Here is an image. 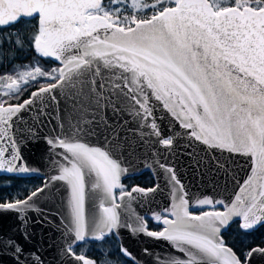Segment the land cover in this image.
Instances as JSON below:
<instances>
[{"label":"snow or ice","instance_id":"snow-or-ice-1","mask_svg":"<svg viewBox=\"0 0 264 264\" xmlns=\"http://www.w3.org/2000/svg\"><path fill=\"white\" fill-rule=\"evenodd\" d=\"M22 23L32 24L27 35L5 31ZM6 44L27 46L36 56L32 66L11 65L14 75H0L11 81L0 95V173L40 175L22 155L24 143L37 138L25 114L36 111L39 122L50 103H60L58 93L76 118L73 123L71 113L61 118L57 112L55 129L44 137L49 171L42 183L0 195V213H15L20 225L19 236L0 233V264H46L26 243L32 240L29 211L61 231L60 264H115L103 245L121 229L170 245L174 251L165 256L143 249L153 264H252L264 257V246L245 251L223 237L232 223L245 235L264 227V0H0V57ZM37 57L56 66L45 69ZM158 105L182 133L161 132ZM106 106L114 113L129 110L141 141L155 137L168 151L183 135L205 151L227 154L211 157L218 171L227 174L228 159L242 156L251 174L229 198L196 196L172 166L154 157L145 166L156 182L126 185L123 125L112 127L101 117L109 135L101 133L100 146L87 142ZM161 177L169 202L153 211ZM57 195L63 213L37 208ZM144 206L147 218L137 212ZM89 245L97 246V256L87 254ZM117 252L138 264L123 244Z\"/></svg>","mask_w":264,"mask_h":264},{"label":"water","instance_id":"water-1","mask_svg":"<svg viewBox=\"0 0 264 264\" xmlns=\"http://www.w3.org/2000/svg\"><path fill=\"white\" fill-rule=\"evenodd\" d=\"M57 96L60 99V103L58 105L50 103L46 109L47 115L41 116L39 122L33 119L38 114L36 111L24 115L25 125L36 128L37 138L35 140H27L24 143L22 155L30 167L40 170V175L19 174L14 176L27 179H41V175L49 171V151L44 137L55 129L57 112H59L61 118H65L71 113L73 123H75L76 114L72 113L71 105L59 97L58 93ZM156 115L158 117L157 123L163 134L171 135L173 132L182 133L184 131L179 128L178 124L174 128L170 127L171 117L167 114V110L161 112L159 105L156 109ZM101 117L107 120L108 124L112 127L123 125L120 159L123 161V166L127 167L129 171L126 176L121 178V181L128 178L140 177L144 173L149 172L154 182H156L153 169L145 166L146 163H151L155 157L160 159L162 163L172 166L177 171L182 182L187 185L190 193H194L196 196L218 194L217 198H229L236 189L237 182L242 183L251 174V162L248 158L242 156L228 159V163L226 164L228 168L227 174L223 171H218L214 163H210V161L212 156L220 157L219 152L205 151V145L200 142L190 141L188 137L183 135L176 137L174 146L168 151H165L164 146L155 143V137L146 138L148 142L141 141L139 135L136 133L137 123L130 114V111L121 110L114 113L111 107L107 106L97 114L96 122L93 125L97 129L96 134L87 139L90 145H102L104 135H109V130L101 122ZM49 120L51 123H49ZM226 157L227 154L220 158L225 159ZM197 161H199V164H197ZM153 168L159 173V169L155 165H153ZM11 175L0 173V176ZM160 183L162 191L158 192L154 197L151 205L153 211L166 207L169 202V192L164 188L162 177ZM62 200L63 197L60 195H57L54 202L51 200H41L37 203V208L45 210L54 209L57 212L63 213L65 206ZM137 212L140 215H144L145 218L150 215L148 206L137 207ZM28 217L27 230L32 234V240L26 242L28 247L32 248L35 246L46 264H60L58 253L62 246L61 231L54 224L39 223L38 221L42 217L37 211H29ZM19 229L20 225L16 220L15 213H0V233L9 236H19ZM118 240L120 244H123L132 252L137 258L138 264H153V257L147 256L143 252L145 247H148L153 254L158 256L170 255L174 251L166 241H157L143 234L134 235L129 229H121ZM252 264H264V257L255 256Z\"/></svg>","mask_w":264,"mask_h":264},{"label":"trees","instance_id":"trees-1","mask_svg":"<svg viewBox=\"0 0 264 264\" xmlns=\"http://www.w3.org/2000/svg\"><path fill=\"white\" fill-rule=\"evenodd\" d=\"M29 26H25L24 23L16 25L15 27H10L6 29L5 31L8 33H15L20 32L24 35H27L29 31L31 30V23H28ZM3 51L5 52L4 57H0V75H9L12 74L11 65H15L18 70H22L20 66H32L34 63V57L36 54L30 50L29 47L25 46L23 50H19L16 48L15 45H5ZM12 53L15 54V58L11 61L8 60V55H11ZM39 60V65L42 66L45 69L54 67L56 65L53 64L52 61L48 60L47 58H36ZM36 90V87H32L29 89V91ZM28 97V93L26 92L24 95V98ZM35 181L36 184L32 187H36L42 183L41 179L38 178H21L18 176H0V195L6 194V193H12L15 194L17 192H25L28 189L27 186H24V184L28 181ZM124 184L129 185L131 183L139 186H146L150 187L152 186L154 182L151 174L149 172L144 173L141 177H135V178H129L123 181ZM149 226L153 230H159L158 226L149 221ZM223 237L225 241L229 245H235L236 249L243 248L245 251H247V248L249 246L255 247L257 245L264 246V227H260L249 235H245L244 233L240 232L238 230L237 224L233 223L230 228L223 234ZM120 243L117 239V237L112 236L106 242L104 243L103 247L105 249L111 250L114 255L112 256L113 261L115 264H121V260L125 262V264H130V262L125 259L124 257L120 256L117 252V249L119 248ZM97 246L96 245H89L87 246V254L89 256H97L98 253L96 251Z\"/></svg>","mask_w":264,"mask_h":264},{"label":"rangeland","instance_id":"rangeland-1","mask_svg":"<svg viewBox=\"0 0 264 264\" xmlns=\"http://www.w3.org/2000/svg\"><path fill=\"white\" fill-rule=\"evenodd\" d=\"M130 2H131V0H130ZM24 25L25 26H29V24L28 23H24ZM32 25V24H31ZM9 83H11V81L10 80H4V81H0V95H2L3 94V91L6 89V85L7 84H9ZM30 179V178H29ZM36 184V182L35 181H28V182H26L25 184H24V186H27L28 188H32L34 185ZM133 185H135V184H133V183H131L130 184V186H133ZM118 239V238H117ZM119 241V240H118ZM120 243V242H119ZM121 245V244H120ZM126 259V258H125ZM121 262V264H125V262L124 261H120Z\"/></svg>","mask_w":264,"mask_h":264}]
</instances>
